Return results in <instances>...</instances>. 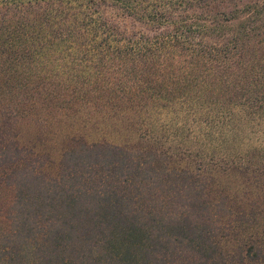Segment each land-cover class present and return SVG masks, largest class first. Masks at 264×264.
Masks as SVG:
<instances>
[{"label": "trees", "instance_id": "obj_1", "mask_svg": "<svg viewBox=\"0 0 264 264\" xmlns=\"http://www.w3.org/2000/svg\"><path fill=\"white\" fill-rule=\"evenodd\" d=\"M0 25L13 53L30 60L37 114L83 130L93 123L102 136L179 105L217 122L225 103L264 117V0H0ZM75 137L56 178L35 174L21 152L36 193L15 228L36 237L46 229L55 264L226 262L224 197L126 141ZM151 164L160 195L144 198Z\"/></svg>", "mask_w": 264, "mask_h": 264}, {"label": "rangeland", "instance_id": "obj_2", "mask_svg": "<svg viewBox=\"0 0 264 264\" xmlns=\"http://www.w3.org/2000/svg\"><path fill=\"white\" fill-rule=\"evenodd\" d=\"M6 27L0 25V264H55L54 256H49L52 248L46 229L36 237L34 232L21 234L15 228L18 212L29 206L27 196L34 197L35 192L34 175L30 167L23 166L21 152L32 159L35 174L56 178L64 150L75 144L69 141L74 136L79 139V134L86 144L113 145L110 141H126L129 149H138L158 167L182 171L190 181H200L215 190L212 196L217 200L224 197L230 208L223 220L226 236L220 238V248H227L226 262L215 264H264L261 113L257 115L238 104L225 103V117L217 122L207 119L204 110L196 114V107L179 105L172 111L151 109L140 121L132 120L126 131L116 128L120 127L117 124L102 132L105 133L102 136L93 123L83 130L79 122L54 119V112L35 113L30 60L24 56L26 52L13 53L9 45L16 41L13 37L9 42ZM211 113H216V109L212 108ZM151 166L156 176L152 174L155 179L146 184L144 198L160 195L155 190L160 170ZM233 201L239 204L240 212L232 207ZM28 220L34 222L32 217ZM250 245L254 252L248 251Z\"/></svg>", "mask_w": 264, "mask_h": 264}]
</instances>
